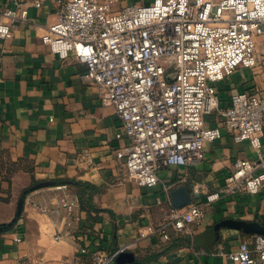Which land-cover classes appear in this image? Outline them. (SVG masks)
Returning <instances> with one entry per match:
<instances>
[{
  "label": "crops",
  "instance_id": "0c3cea01",
  "mask_svg": "<svg viewBox=\"0 0 264 264\" xmlns=\"http://www.w3.org/2000/svg\"><path fill=\"white\" fill-rule=\"evenodd\" d=\"M39 1L24 0L28 23L17 25L11 39H0V226L14 219L25 189L54 184L32 188L14 227L0 233V264H74L81 248L112 253L126 245L132 248L123 254L133 258L121 264H222L214 253L234 250L255 235L264 237L260 196L222 198L205 209L200 225L191 226L192 235L172 233L168 243L147 235L146 227L172 218L174 190L187 187L200 203L224 185L237 160L255 155L247 143H235L224 133L207 147L204 162L162 169L153 189L125 181L116 154L126 140L118 138L115 111L98 99L95 84L82 79L84 64L72 55L61 60L43 44L58 11L51 1L35 9ZM153 1L119 0L114 8ZM6 5L0 0V10ZM238 76L235 72L217 86L222 109L231 93L251 90ZM221 121L220 116L208 119L207 126H221ZM262 145L264 152V138ZM61 180L90 187L56 186ZM65 195L78 201L73 213L61 206Z\"/></svg>",
  "mask_w": 264,
  "mask_h": 264
},
{
  "label": "built area",
  "instance_id": "2783aa9c",
  "mask_svg": "<svg viewBox=\"0 0 264 264\" xmlns=\"http://www.w3.org/2000/svg\"><path fill=\"white\" fill-rule=\"evenodd\" d=\"M48 1L57 7V21L42 42L59 59L72 55L84 64L82 79L95 84L101 103L114 109L122 132L118 138L126 140L116 154L125 181L153 189L162 169L204 162L207 147L224 133L235 143H247L255 155L237 160L216 193L146 227L147 235L163 243L172 233L192 235L191 226L200 225L205 209L222 198L260 196L264 204V94L235 91L222 109L217 91L237 70L256 67L264 0H154L119 11L114 8L119 0H42L32 6L40 9ZM4 3L9 6L0 10V39L7 41L17 25L28 23V11L24 0ZM215 113L221 126L208 127ZM171 190L165 187L167 195ZM61 206L73 213L79 204L65 195ZM131 248L112 253L81 248L74 264H115ZM213 256L222 264H264V237L252 236Z\"/></svg>",
  "mask_w": 264,
  "mask_h": 264
},
{
  "label": "rangeland",
  "instance_id": "374dc122",
  "mask_svg": "<svg viewBox=\"0 0 264 264\" xmlns=\"http://www.w3.org/2000/svg\"><path fill=\"white\" fill-rule=\"evenodd\" d=\"M256 56L258 63L253 69H239L236 72L238 77L242 78L243 85L250 87L251 91L258 94H264V36L257 39ZM219 118V114L215 113L210 119Z\"/></svg>",
  "mask_w": 264,
  "mask_h": 264
},
{
  "label": "water",
  "instance_id": "95a60500",
  "mask_svg": "<svg viewBox=\"0 0 264 264\" xmlns=\"http://www.w3.org/2000/svg\"><path fill=\"white\" fill-rule=\"evenodd\" d=\"M53 184H54L53 182L38 183L37 185H35L33 187V189L35 190V189L46 188V187L53 186ZM170 197H171L172 207L175 208L176 210L182 209V208H184L186 206H189L196 199V196H191L190 195L187 187H182V188L174 190L170 194ZM23 202H24L23 199L19 200L18 205H17L16 215H15L14 219L9 224H7L8 226H10V227L13 226L15 224V222L17 221V219L21 216V213H22V210H23ZM4 229H5V225H1L0 226V233ZM128 257L131 258V259L133 258V256L131 254H121L116 259V263L121 264L122 261L124 259H127Z\"/></svg>",
  "mask_w": 264,
  "mask_h": 264
},
{
  "label": "trees",
  "instance_id": "16d2710c",
  "mask_svg": "<svg viewBox=\"0 0 264 264\" xmlns=\"http://www.w3.org/2000/svg\"><path fill=\"white\" fill-rule=\"evenodd\" d=\"M37 183H34L32 186H30V187H28L27 189H25L23 192H22V194H21V199H24L28 194H30L31 193V191H32V188H33V186L34 185H36ZM71 184H74V185H76V186H78V187H84V188H89L90 186L88 185V184H81V183H75L74 181H72V180H61V181H56L55 182V185L57 186V185H71ZM19 219V218H18ZM17 219V220H18ZM17 222V221H16ZM15 222V223H16ZM15 225V224H14ZM14 225L13 226H8L7 224L5 225V229L3 230L4 232H6V231H9V230H11L13 227H14Z\"/></svg>",
  "mask_w": 264,
  "mask_h": 264
}]
</instances>
